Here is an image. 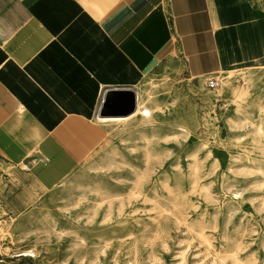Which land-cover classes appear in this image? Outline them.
<instances>
[{"label":"rangeland","instance_id":"rangeland-1","mask_svg":"<svg viewBox=\"0 0 264 264\" xmlns=\"http://www.w3.org/2000/svg\"><path fill=\"white\" fill-rule=\"evenodd\" d=\"M208 76L172 56L139 84L149 118L53 146L46 174L1 163L0 264H264V63Z\"/></svg>","mask_w":264,"mask_h":264},{"label":"crops","instance_id":"crops-1","mask_svg":"<svg viewBox=\"0 0 264 264\" xmlns=\"http://www.w3.org/2000/svg\"><path fill=\"white\" fill-rule=\"evenodd\" d=\"M172 56L186 79L262 64L264 11L251 0H0V164L19 162L11 178L46 174L62 160L56 145L80 159L121 119L99 115L105 91L132 89L137 106L141 81Z\"/></svg>","mask_w":264,"mask_h":264},{"label":"water","instance_id":"water-1","mask_svg":"<svg viewBox=\"0 0 264 264\" xmlns=\"http://www.w3.org/2000/svg\"><path fill=\"white\" fill-rule=\"evenodd\" d=\"M136 110V94L128 88L107 89L104 93L100 116H128Z\"/></svg>","mask_w":264,"mask_h":264},{"label":"bare ground","instance_id":"bare-ground-1","mask_svg":"<svg viewBox=\"0 0 264 264\" xmlns=\"http://www.w3.org/2000/svg\"><path fill=\"white\" fill-rule=\"evenodd\" d=\"M219 88V87H218ZM215 90V89H214ZM211 91H213V90H211ZM141 116V117H143V118H149L150 116H151V111L148 109V108H146L145 107V105H141L140 103H139V99H137V106H136V110L133 112V113H131L130 115H128V116H125V117H127V118H129V117H133V116ZM100 117V116H99ZM100 118H106V117H100ZM112 118H121V119H117V120H124V119H127V118H124V117H112ZM103 120V119H102ZM104 120H106V119H104ZM21 255H23V256H28V254L27 253H24V254H21Z\"/></svg>","mask_w":264,"mask_h":264},{"label":"built area","instance_id":"built-area-1","mask_svg":"<svg viewBox=\"0 0 264 264\" xmlns=\"http://www.w3.org/2000/svg\"><path fill=\"white\" fill-rule=\"evenodd\" d=\"M222 73H214L206 77L205 86L209 90L217 89L222 85L223 76Z\"/></svg>","mask_w":264,"mask_h":264}]
</instances>
